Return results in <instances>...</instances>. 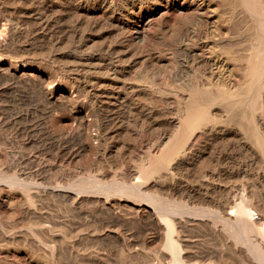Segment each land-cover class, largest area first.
<instances>
[{
  "label": "bare ground",
  "instance_id": "1",
  "mask_svg": "<svg viewBox=\"0 0 264 264\" xmlns=\"http://www.w3.org/2000/svg\"><path fill=\"white\" fill-rule=\"evenodd\" d=\"M17 1L26 5L16 16L0 0V55L7 43L26 42L32 59L57 64L70 86L57 90L47 85L49 72L1 59L0 95L13 88L20 98L12 102L38 100L50 112L68 109L72 120L64 129L57 117L55 129L28 107L1 117L31 150L13 161V173L0 167V234L5 222L21 224L0 243V264H47L36 257L42 250L73 264H111L113 247L141 252L162 235L168 255L136 253L117 264H264V191L242 186L235 201L202 180L245 173L264 186V0ZM38 150L52 151L54 183L40 181L49 169L34 168ZM125 154L130 178L123 166L119 177L88 171L64 179L67 163L81 155L119 163ZM205 161L218 171L198 170ZM180 173L195 185H181ZM37 188L87 224L68 225L62 213L56 238L43 237L30 219L49 233L53 226L37 210ZM186 220L207 227L219 246L189 248ZM250 234L260 240L248 243ZM89 241L96 246L85 252Z\"/></svg>",
  "mask_w": 264,
  "mask_h": 264
},
{
  "label": "rangeland",
  "instance_id": "2",
  "mask_svg": "<svg viewBox=\"0 0 264 264\" xmlns=\"http://www.w3.org/2000/svg\"><path fill=\"white\" fill-rule=\"evenodd\" d=\"M4 1L5 2H3V5L5 8L9 9V10L6 9L8 12H11V14H13V15L16 14V16L22 15V12H21L22 8L26 4L23 5L19 1L16 2V0H10V1L4 0ZM2 30H3V28L0 24V31H2ZM7 44L4 45V48H3L4 54L0 55V60L1 59H7L8 61H10L13 65H15L17 67H21V66L22 67L23 66H26V67L35 66L36 68L38 67L37 69L45 71V72L47 71V73L49 72V74H51L50 79H51V81L52 80L53 81L52 82L50 81L51 83L47 84V85H49L52 88H55L57 90L69 88L68 86H70V85L68 84L65 76L64 77L62 76V73H61L60 69L58 68V65L55 63H52V62L51 63L50 62L44 63V61L32 59L31 54L29 55L26 51V47H25V45L27 44L26 42L19 41V42H15V43H7ZM23 47H25V48H23ZM26 62L28 65L26 64ZM60 75L62 77H60ZM12 89L13 88H10V90L8 92L0 95V120H3L2 118H6L9 116H11V117L17 116L18 114L22 113L28 107L29 109H31L30 111L34 110L35 114H40V113L45 114L46 113L47 116H45V117L49 121V124L51 125V127L55 128V129L60 128V125H58V123H59L58 118L61 116L64 119V121H63L64 125H62V127L64 129H69V126L71 124L70 121L72 120V118H70L71 112L68 109L61 108L59 111L50 112V109L47 106H45L44 103H39L38 100L34 101L35 103L33 101L30 102L31 104H29V103L23 104V103H20L19 101L12 102L11 101L12 98H15L17 100L20 98V95H18L19 91L15 90V89L12 90ZM38 103H39V105H38ZM21 104H23V105H21ZM41 106H43V107H41ZM24 107H25V109H24ZM79 109H80V107H79ZM76 110H78V108ZM85 110L86 109H82L81 112L85 113L86 112ZM13 111H16V113L15 112L13 113ZM19 111H20V113H19ZM11 113H13V114H11ZM92 115H93L92 116L93 119L92 118L91 119H92V121L94 120L93 121L94 123L92 122V125L90 126V129L88 128V130L90 132H93V133L97 132L98 130L101 131V127L99 126V122H100L99 118L97 116H94V113ZM90 117H91V115H90ZM0 136L4 140H6V141H4V143H3V141H0V151H1L0 167L3 168V170H5L8 173H13L15 170L14 165H13V161H15L18 158V156H20V154L22 155L23 153L24 154L26 153L25 155H27L28 152L30 153L31 149L28 146L23 144L22 138L20 136H18L17 134H15L11 128L3 126L1 124H0ZM136 152L139 153L140 150H136ZM51 153H52L51 150L50 151L38 150L35 153V160H36L35 163L36 164H35L34 168L36 170H38V173L41 172L43 169L46 170V172L48 169L50 170V171L48 170L44 179H42V178L40 179V181L44 182V183H47V182L54 183L57 179H59L58 171L57 170L52 171V169H54V167H52V165H51L53 162L52 157H51L52 156ZM113 153L114 152H112V154ZM81 156L78 157V159L76 158L75 160L67 163V165L65 166L64 179H67L69 181L75 180V179L80 178L81 176H84L86 173L88 174V171L90 174L93 172L95 175L98 174V176L103 175L102 173L106 172L104 174H107L108 177H110L114 174L117 177H119V176H122L121 173L123 171V166L126 167V169L128 171V172H125L127 177L130 178V176H132V170L130 168L132 165V159L129 158L131 156L128 154H127V157L125 154L123 159H121V161L119 159L118 160V162L120 161L119 163H117V160L113 158L114 157L113 155H112L113 157H110V158H113L112 160L108 159L105 161H99V160L97 161V160H95L94 157H90V159H91L90 161L92 163L91 162L89 163V159H88L89 157H86L87 158L86 159V158H84L85 156H83V157H81ZM93 163H94V165H93ZM97 164L99 165V167ZM100 164H101V166H100ZM38 166L40 169L42 168L41 171L39 168H37ZM212 166L214 167L213 169L211 168V164H209V162H207V161H205L204 163L198 164V168L201 167V168L207 169V170L211 169L212 171H214V170L218 171L216 169L217 168L216 166H214V165H212ZM95 167H98L99 169H97ZM201 168H199L198 170H200ZM128 173H130V174H128ZM176 176H177L178 180L180 181L181 185H184L187 187L195 185L196 180H193L195 178L193 176H191L190 174L185 175V174L180 173V174H177ZM223 176L224 175H222L223 179L219 175L217 176V178L215 177V178H211V179H210V177L208 178V176H203L202 180L204 182H208L210 184L211 183L214 184V182H216L215 185L218 187V188H216V190H225V191L229 190L228 192L235 196V201L239 200V197H240L239 194L242 193L241 192L242 186H245L247 188L248 192L252 191L254 194H256V192H258V190H260V189L264 191V186L262 187L260 184L256 183L257 180L254 177L247 175L245 173H237V174H233L231 176H224L225 178ZM212 179H213V182H212ZM217 183L219 184V186ZM222 187H224V188H222ZM225 188H227V189H225ZM36 190H38V188L35 189V191ZM210 190L212 191V189H210ZM37 193L39 195H41L42 189L38 190ZM17 194L20 195V194H24V193L17 190ZM36 207H37V210L42 213L43 218H45L48 221V223L52 224L51 226H53V227L51 228L50 233H49V232H46V230H47L46 226L41 224V221H42L41 219L31 218L30 222L32 221L31 223L34 222L36 224L39 223V224H37L36 229L41 234L43 233V237H45L49 240L56 238L55 236H56V233L58 231V227L56 226L55 219L57 218L58 215H61L62 213H64L63 215L66 217L65 218V219H67L66 224H68V225L72 226V225L87 224V221H85L82 217L80 218L76 215V209L72 210V208L70 206H68L67 204H64V205L61 204L55 197H52L49 194L41 195L39 199L37 198ZM83 207H84V209H87V210L91 209L90 205H84ZM26 221H28V220H24V222H26ZM5 223L6 224H4V233L2 235L0 234V243L7 242V240L11 236L10 232L12 231V228L16 227V226L19 227L21 225L19 220H17L16 222H8V223L5 222ZM13 224H14V226H13ZM90 224H93V222L91 221ZM6 225H8V227ZM9 226H11V228H9ZM181 229H182L181 230L182 234H184V237L187 238L186 244L191 249L215 250L219 246L220 240L214 234H212V232L209 231L207 227H204V225L202 226V224H200V223L192 224L191 222L189 223L186 220V224L183 225ZM246 238H247L248 243H254V242L257 243L260 240V236L255 235V234H250ZM164 242H165V236L162 235V237L154 244L153 247H146L141 252L137 250V251H132L129 253L126 250L121 251L120 248L113 247L112 251L109 254L111 264H117L119 258L128 257L127 255H135L136 253L137 254H145L149 257H155L156 255L162 256L163 254L168 255L169 254L168 251L166 249H164ZM85 243L86 242H83V245L81 246V248H86V250H83L85 252L89 251L90 249H93L94 247H92V246H96V243L91 242V241L87 242V244H85ZM35 254H36V257L38 260L41 258V256L45 255L46 257H44L43 259L47 262V264H73L71 259H69V257H67V259L64 257H61V258L49 257L48 250H42L40 252H36ZM84 256L87 257V255H84Z\"/></svg>",
  "mask_w": 264,
  "mask_h": 264
}]
</instances>
